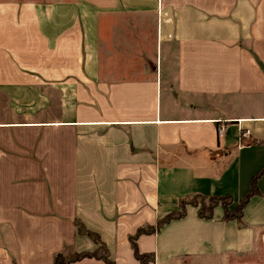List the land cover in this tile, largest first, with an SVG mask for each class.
Here are the masks:
<instances>
[{
  "label": "crops",
  "instance_id": "0c3cea01",
  "mask_svg": "<svg viewBox=\"0 0 264 264\" xmlns=\"http://www.w3.org/2000/svg\"><path fill=\"white\" fill-rule=\"evenodd\" d=\"M263 141L264 0H0V264L93 250L75 219L115 264H140L129 236L188 195L236 203ZM256 185L244 227L188 205L138 250H252L264 172Z\"/></svg>",
  "mask_w": 264,
  "mask_h": 264
},
{
  "label": "trees",
  "instance_id": "16d2710c",
  "mask_svg": "<svg viewBox=\"0 0 264 264\" xmlns=\"http://www.w3.org/2000/svg\"><path fill=\"white\" fill-rule=\"evenodd\" d=\"M264 143V141L262 142ZM264 172V167L261 168L252 178L250 189L243 194V196L236 202H233L231 195H202L193 194L180 198L178 205L185 202L190 197V204L197 209V216L201 219H210L213 216V210L217 205H220L223 210L222 220L229 222L234 220L239 226H242L243 209L247 204L249 198L253 195H259V191L256 185L257 178ZM198 202V205L196 204ZM206 202L208 204H206ZM186 208L183 203L179 209H174L160 217L153 224H148L139 227L133 235L129 236V242L133 249L135 258L140 264H150L155 260V254L153 251L140 252L137 248L136 240L141 234H151L158 231L164 224L168 223L172 219H179L185 215ZM77 233L87 236L95 244L96 248L91 251H75L70 246H66L63 251L54 255L53 264H70L72 262L79 261L83 258H94L103 261L105 264H115V262L109 257V250L106 244L101 240L98 233L88 229L79 219L74 220Z\"/></svg>",
  "mask_w": 264,
  "mask_h": 264
},
{
  "label": "rangeland",
  "instance_id": "374dc122",
  "mask_svg": "<svg viewBox=\"0 0 264 264\" xmlns=\"http://www.w3.org/2000/svg\"><path fill=\"white\" fill-rule=\"evenodd\" d=\"M190 200L191 199L189 197L185 200V202H182V204L183 203L185 204V208L188 205H190V204H186V203H189ZM182 204L178 205V203L176 202L175 209L180 210V207ZM196 204L198 205L197 201H196ZM206 204L208 203L206 202ZM217 206H220V205H217ZM243 212H244V209H243ZM242 223L243 225L240 227L245 226V223L243 221V216H242ZM259 233L261 234V232ZM176 258H178V260H175L172 264H264V236L260 237L256 234L254 247H252V250L248 252L244 251V252L236 253V252H231V251H222L219 253H208V254L201 255V256L199 255L191 256V257L190 256L189 257L178 256Z\"/></svg>",
  "mask_w": 264,
  "mask_h": 264
},
{
  "label": "built area",
  "instance_id": "2783aa9c",
  "mask_svg": "<svg viewBox=\"0 0 264 264\" xmlns=\"http://www.w3.org/2000/svg\"><path fill=\"white\" fill-rule=\"evenodd\" d=\"M222 132H223V125H218V126H217V134H218V135H221ZM246 132H247V131H246Z\"/></svg>",
  "mask_w": 264,
  "mask_h": 264
}]
</instances>
